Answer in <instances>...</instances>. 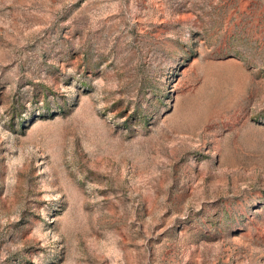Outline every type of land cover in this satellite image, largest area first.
<instances>
[{
	"label": "rangeland",
	"instance_id": "obj_1",
	"mask_svg": "<svg viewBox=\"0 0 264 264\" xmlns=\"http://www.w3.org/2000/svg\"><path fill=\"white\" fill-rule=\"evenodd\" d=\"M0 264H264V0H0Z\"/></svg>",
	"mask_w": 264,
	"mask_h": 264
}]
</instances>
